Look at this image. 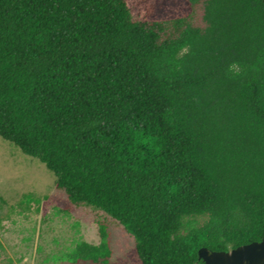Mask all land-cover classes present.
I'll return each mask as SVG.
<instances>
[{
	"label": "trees",
	"instance_id": "trees-1",
	"mask_svg": "<svg viewBox=\"0 0 264 264\" xmlns=\"http://www.w3.org/2000/svg\"><path fill=\"white\" fill-rule=\"evenodd\" d=\"M187 2L153 20L128 0H0V138L65 193L44 212L92 207L135 240L112 261L101 225L68 264H204L264 237V0Z\"/></svg>",
	"mask_w": 264,
	"mask_h": 264
},
{
	"label": "rangeland",
	"instance_id": "rangeland-1",
	"mask_svg": "<svg viewBox=\"0 0 264 264\" xmlns=\"http://www.w3.org/2000/svg\"><path fill=\"white\" fill-rule=\"evenodd\" d=\"M128 3L134 16L153 20L189 12L187 0ZM54 179L45 165L0 138V264H68L64 255L78 242H99L101 225L109 233L112 261L134 247V238L101 210L81 205L70 214L53 208L44 212L46 197H66L54 188Z\"/></svg>",
	"mask_w": 264,
	"mask_h": 264
},
{
	"label": "water",
	"instance_id": "water-1",
	"mask_svg": "<svg viewBox=\"0 0 264 264\" xmlns=\"http://www.w3.org/2000/svg\"><path fill=\"white\" fill-rule=\"evenodd\" d=\"M199 260L204 264H264V237L261 241L241 245L229 251H211L202 247Z\"/></svg>",
	"mask_w": 264,
	"mask_h": 264
}]
</instances>
